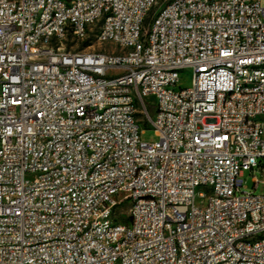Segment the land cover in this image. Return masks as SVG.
<instances>
[{
    "label": "built area",
    "instance_id": "1",
    "mask_svg": "<svg viewBox=\"0 0 264 264\" xmlns=\"http://www.w3.org/2000/svg\"><path fill=\"white\" fill-rule=\"evenodd\" d=\"M158 3L0 0V264H264V0Z\"/></svg>",
    "mask_w": 264,
    "mask_h": 264
},
{
    "label": "rangeland",
    "instance_id": "2",
    "mask_svg": "<svg viewBox=\"0 0 264 264\" xmlns=\"http://www.w3.org/2000/svg\"><path fill=\"white\" fill-rule=\"evenodd\" d=\"M165 0H159V3L157 5V7L159 5H162L164 3ZM94 41V36L91 35L87 40L85 41H78V42H74L76 43V45L74 46L75 48H84L86 47V45L90 42ZM67 48H70V42H68V44L66 45ZM108 49H111L109 47H107ZM192 83V77H191V73L187 70L181 71L180 72V80H179V84L178 86L180 87H187L189 85H191ZM142 139L144 141H148V142H152L155 141L158 136L156 134V131L153 127L151 126H146L145 127V131L144 133H142L141 135ZM257 175L259 178H261V175L259 172H250V171H246L243 174V179H244V184L246 186V189L249 190H253V178L254 176ZM256 193H263L264 192V185L263 184H259L258 188L256 190H254Z\"/></svg>",
    "mask_w": 264,
    "mask_h": 264
}]
</instances>
